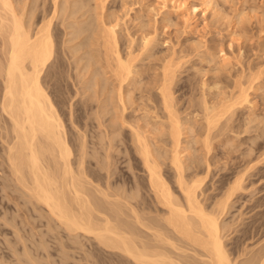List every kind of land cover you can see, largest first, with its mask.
<instances>
[{"label":"bare ground","instance_id":"1","mask_svg":"<svg viewBox=\"0 0 264 264\" xmlns=\"http://www.w3.org/2000/svg\"><path fill=\"white\" fill-rule=\"evenodd\" d=\"M63 1L65 4L59 5V0H50L49 7H45L43 4L45 0H0V130L7 131L9 134L5 158L11 174L33 202L30 201L33 204L43 205L46 219L53 220L55 225L68 231V234L78 233L76 237L73 234L74 238L89 234L88 236L91 235L100 245L118 250L120 254L129 258L132 264H264V242H262L264 239L261 240L262 244L260 242L254 250L247 249L248 251L245 250L246 248L241 247L240 249L238 246L241 245H236L229 250L227 242L224 241L227 237L225 232L231 229L232 220L237 219L238 216L231 218V223L226 218L225 221L224 217L229 209L234 207V203L238 202H241L236 205L239 208L238 210L236 208L239 216H242L245 210L253 212V215L251 214L252 219L241 228L240 236L236 235V237L242 242L246 239L264 237V195L249 198V203L244 206L243 212L240 211L242 209L240 207H243L246 199L239 201L247 186L264 181L262 180L264 179V150L258 145L254 146V137H245L247 133L245 131L250 126L248 128L247 124H242L247 127L242 126L244 129L240 131L237 127L238 131H234L235 128L230 123L237 106L250 104L248 89L253 87L250 81H248L249 86H245L242 80L240 82L239 76L233 82L235 83L233 88L237 87L236 91L229 87L231 90L220 91L211 99H207V94L201 91V98L199 97V102L196 101L199 103V107L196 108L199 109L190 110L192 124L188 125V121H184L181 115H178L173 91H171L175 68L171 67L170 63H164L157 79L158 102L161 104L159 107L162 108L163 114H156L157 105L153 107L148 102V104L143 103L144 107H139L143 110V115H141L145 116L146 120L141 118V115V117L138 116L139 114L133 116L136 109L132 107V103L131 107L135 109H132L133 115H127L125 110L129 106L127 102L133 101L129 95L133 90L125 91L124 87L130 84L133 88L136 86L137 82L133 78L136 77L138 70L135 68L134 61L138 57L136 55L142 52L134 53L133 40L132 44L128 40L126 47L128 49L124 56L118 50L115 28L122 20L121 15L113 14L115 17L105 21L101 17L103 13L100 10L99 13L102 14L97 16L96 26L88 20L81 25L69 22L68 26L72 28L69 32L72 34V39L80 38L84 32H88V35L83 36L86 41L80 42L79 48L76 47L77 51L82 47L85 49L86 46L90 48L93 46L97 53L89 56L92 58L91 64L94 62L95 65V62L103 61L104 64L100 67V71L102 74L109 73V76H99L100 71H95L97 73L94 72L91 83L87 84L88 78L87 83L84 82L85 85L80 83L81 87L87 90L100 87L101 79L105 83L99 89H106V85H111L104 92V95L107 91L111 92L109 96L103 98L97 107L95 106L94 117L97 121L95 129H98V136L96 135L98 140H93L92 135L87 139L84 133H79L76 135L77 155L73 156L72 144L66 135V129L64 130L63 120L55 107L56 103L46 91L45 85L55 84L51 80L57 73V66L60 65V61L57 62L59 53L55 46L57 36L53 19L59 14L61 24L65 27L66 18L84 16L91 7L85 9L88 5L87 0ZM95 1L96 6L94 5L93 9L96 10L98 4H101L103 8L104 0ZM209 1L203 0V3L209 4ZM161 2L165 6L167 3L172 5L177 0H161ZM181 4L177 2L176 5L180 7ZM183 6L182 4L181 7ZM38 8L40 11L35 13ZM194 8H191L194 11L193 14L196 11ZM32 25H35L33 29H31ZM152 37L149 35L142 38L140 43L142 51L149 50ZM81 75L83 77L82 73ZM253 79L251 80L254 82ZM145 100L152 101L150 95ZM250 106L251 104L248 107ZM73 115L69 110V116ZM245 116L243 117L246 118ZM154 117L160 120H154ZM248 117L250 118V115ZM140 118L144 124L140 122ZM150 118L153 120H148ZM253 118L248 121L246 119V122L251 120L250 123H253ZM130 119L132 121H129ZM198 121L199 125L197 123L195 125L199 128L197 136L201 138L202 145L200 144L201 147H199H203V156L190 155L195 159H192L194 157H190L192 160L188 158L191 163L186 165L185 160L187 162L188 159L184 158L182 148L187 150L188 147L184 145L182 147V140L187 138L186 133L191 137L189 132L194 131L195 135L196 128L192 125ZM121 127L129 129V132L127 131L129 138H127L131 146L126 145V149L130 153V159L134 162L132 165L143 171V174L138 175L135 172V177L127 174L129 180L125 186L120 183L121 186H119L118 181L116 182L117 177L114 176L117 163L121 158L117 152L120 146L119 141H122L120 139L117 141L115 135L118 136L117 131ZM226 130L229 133L224 132ZM155 132H158V135L154 137L157 140L151 136ZM231 132L234 133L235 139L237 138L235 150L238 151V154L232 158L238 160L233 161L232 166H228L231 176L220 173L217 181L221 185H218L217 192L206 193L209 187L208 185L206 187V178L208 177V181L213 178L217 167L215 163L222 158V154H225V152H219L218 149L213 151L217 144H213V140L223 136L224 140L217 141L226 143L234 138L230 135ZM242 133H245L244 136ZM160 136L163 137L160 138ZM195 137L193 136V142ZM189 139L185 141L186 146L192 141ZM248 140L251 142L249 143ZM156 141L161 142V145H157ZM244 144L246 146L242 147ZM223 145L224 148L225 145ZM226 155L230 157V160L232 159L229 152ZM212 165L216 167L213 168ZM166 172H169L171 178ZM213 188L214 186L212 190ZM258 189L260 191L261 186ZM234 198L236 200L232 203ZM41 205L40 209H42ZM51 227L54 225L52 224ZM28 249H26L27 252L26 250L23 252L28 254L29 251L30 254H34L30 252L31 248ZM34 255H31L32 258L28 257L30 262L32 259L35 260ZM24 260L27 261V259Z\"/></svg>","mask_w":264,"mask_h":264},{"label":"rangeland","instance_id":"2","mask_svg":"<svg viewBox=\"0 0 264 264\" xmlns=\"http://www.w3.org/2000/svg\"><path fill=\"white\" fill-rule=\"evenodd\" d=\"M45 1L46 2L43 3L44 6L49 7V5L51 4L50 0ZM68 1L70 2V0ZM87 2L88 5L85 6V9L91 7V11L89 10L84 16L66 18L64 21V24L66 25L65 27L63 24H61L59 14L53 19V25L56 26L55 35L57 36V39H55V42H57V44H55V46H57L56 51L57 53H59L57 62L60 61V65L57 66V73L51 80L55 84L47 83L45 85L46 91L56 103L55 107L59 111L60 117L63 120L62 123L65 127L64 130L66 129V135L68 136V139L72 144L70 145L72 148L71 150L73 151V156L77 155L78 139L76 138V135H79V133H84L87 139L90 137V135H92L94 137L93 140H98V129H95V124L97 121L94 117L96 113V107L103 98L109 96L111 92L107 91V93H105L106 95H104V92H106L107 87L110 88L111 85H106V89H99L102 87V84L105 83L101 79L100 87L97 86L88 90L81 87V84L85 85L84 82L87 83L86 80L88 78L90 79V81L88 79L87 84L91 83V81L93 80L92 77L94 75V72H99L100 67L104 64V62H95V65L94 62H92L91 64L90 61H92V58H89V56H94L97 53L93 46L91 48L90 46H86V48L88 47L87 49L85 48L86 50L82 47L83 51L82 49H79L77 51L80 42L86 41V38L83 36L88 35V32H84L81 36L82 38L80 37L77 39H72V34L69 33L70 31H72V28H70L68 24L69 22H73V24L75 25H81L84 21L87 22L88 20V22H92V24L95 25L97 24L96 18L98 14L100 16L102 13L103 14L101 17H103L105 21L111 20L114 16L113 14H117L118 16L121 15L122 20L120 19L121 22H119V25L115 29L117 32L116 40L118 41L117 48H119L118 50L121 51L119 52L123 54V56L124 53H127L126 49L128 48L126 47L128 46V42L130 41L131 43L132 40V50L134 49V53L137 54V51L142 52H140V55H136L138 57H136L134 61V65H136L135 68H137L138 70L136 77L133 78V80L137 82L136 86L133 88L132 84H130L124 87L125 91L131 89L133 90L131 94L128 93L133 101L130 103L127 102V104H129L128 108L125 110V112H127V115H133L132 109H136V112L133 116H136L137 114H139L138 116H140L141 114L143 115V110L141 108L142 106L144 107L143 103L148 104V102L153 107L157 105L155 108L156 114H163L162 108L159 107L161 106V104L160 102H158L159 94L157 90V79L159 78V74L161 72V66L164 63H170V66H174L173 68H175V70L173 69L175 72V76L173 77L174 82L172 81L173 84H171V91H173L172 94L174 95V103L178 115H181L180 117L184 121H188V125H190L189 123L192 124V113L190 114V110H194V108L199 107V103H197L196 101L199 102V97L201 98V91L207 94V99H211L212 97L217 96L220 91H228V89L231 90V88L229 87H232L233 90L235 84L233 82H235L234 80L240 76L239 80L240 82L243 81L245 86H249L248 81H250V84H252V86L254 87L248 89V98L251 106L248 107L250 104L237 106L234 109L235 114L232 116L233 119L231 120L232 122L230 121V123L231 126L233 125V128H235L234 131H240L241 129L243 130L245 127H247V125L248 128L250 126V128L245 131L247 132L246 134L242 133L243 136L245 134V137H254V146L258 145L262 147V150H264V119H262L264 118V0H210L209 4L203 3V0H177L178 3L180 2L184 5L183 7H181V4V8L176 5L177 2L172 4L176 5L174 7L170 3H167V5L163 6L161 0H104L102 3L103 8L100 6L101 4H98L96 10L93 9L96 6L95 0H87L86 3ZM61 4H65V2L63 0H59V5ZM192 7H195L194 10H196L194 14L192 13L194 12L191 9ZM38 10L40 11V9L38 8L37 10H35V13L36 11L38 12ZM100 10L102 11V13H99ZM95 13H97V15ZM86 16L87 19L84 20ZM93 16L95 19L93 18ZM80 20H82V22ZM34 26L35 25H32L31 29H33ZM65 32H67V34H65ZM149 35L153 36V40L149 44V48L147 46L149 50L147 49L148 51H142L140 48V43L142 42L141 40L143 37H148ZM60 52L62 54H60ZM60 58L62 61L60 60ZM76 64L78 65L76 66ZM219 65H221V67ZM80 72L83 74V77ZM90 72L92 73V76ZM103 75L109 76V73L107 72L106 74H102L100 71L99 76ZM248 77L250 78L248 79ZM251 79H253L254 82ZM215 82L216 84L214 85ZM238 82L236 83L238 84ZM211 83L215 86V88ZM232 83L233 86H231ZM236 88L237 87H235L234 91H236ZM94 90H96V92H94ZM147 90H149V92ZM111 95L113 96V94ZM149 95L152 101L145 100ZM131 103L132 107H135V109L131 107ZM107 107L109 108L110 106ZM188 107L189 109H187ZM68 109L70 110V112H72V114H74L73 116H69ZM128 112H131L132 114ZM248 115H250V118L248 117ZM251 115L255 117L253 118ZM243 116H245L246 118H244ZM247 117L248 119L253 118V123H250V120L248 124L246 122ZM141 118H145L144 120H146L145 116H142ZM153 119L160 120V118L155 117ZM153 119L150 118L148 120ZM243 119L246 123H243ZM189 120L191 122H189ZM129 121H132V119H130ZM199 121L193 123L192 125V127L196 128V130H194L195 135L196 137H198V139L195 137L193 133L194 131H188L191 137H189L188 133H186L187 138L189 137L190 139H188L192 141L186 146L187 142L185 141H188V139H183L182 137V142L185 143L181 144L182 147L184 145V147L189 148H187L188 151L182 148L183 156L185 155L184 158L186 159L194 157L190 156L193 154L195 155V157L203 156V147L200 148L201 138L200 136H197L199 131L197 125H199ZM259 121H261V124L259 123L260 126L258 124ZM140 122H143L142 124H144V121H142V119L140 120ZM196 123L197 125H195ZM242 124L247 125H244V127ZM257 124L258 126H255ZM125 126L126 125H124V127ZM242 126L244 128H242ZM254 126L257 128L254 129ZM237 127L240 129L237 130ZM78 130L80 132H78ZM127 131L129 132L128 127H121L117 131L118 136H120L118 137L117 134L115 135V139L117 141H119V139L122 140L119 141L120 143L118 142L120 146L118 147L119 151L117 152L119 153V157L121 158L117 163L114 174V176L117 177L116 182L118 181L119 186H125L127 180H129L127 174H132V177H135L136 173L137 175L143 174V171L141 169H136L132 165L134 164V162L130 159V153L126 149V145L131 146L128 139L129 133ZM227 131L228 130L224 132ZM157 133L158 132H155L156 135L152 134L151 136L154 138L158 135ZM231 133L230 135L234 137L232 139L236 140L237 138L235 139L234 133ZM8 135L9 134L7 133V131L5 132L3 130H0V264H25L27 261L28 262L26 264H29L30 258L28 257H31V255L33 256L34 254L36 255H34L35 260L32 259L33 262L38 260L36 261V263L34 262L35 264H132L130 259L125 257L123 254H120L118 250L110 249L105 247L104 245H100L91 235H82L80 233L82 236L79 235L77 236L78 238H74V236L76 237V234L78 233L68 234V231L64 230L60 226L55 225V222H53V220L49 221L48 218L46 219L45 207H43V205L39 203L33 204L32 199L27 197V194L24 192L25 190L15 180L13 174H11L12 172L5 158L6 142L9 138ZM151 136L149 135V137ZM193 136L195 137L194 142ZM162 137L163 136H160V138ZM222 137L223 136H221V138L217 137L218 139L215 138L213 140V144L217 143L215 144L216 148L214 146L213 151L218 149L219 152H225V154H222L223 156H225L227 152H229L230 155H232L231 158L234 155H237L238 151L235 150V143L237 144V140L232 142L233 140L230 139V141L222 143L221 141L224 140V137ZM219 139L221 141H217ZM154 140L157 139L154 138ZM195 141L199 143H196ZM248 141L249 143L251 142V140ZM156 142L158 144H155L161 145V142ZM229 142L230 144L234 145H230ZM222 144L225 145L223 146L227 150L222 147ZM227 145L231 147L229 151V147ZM245 146L246 145L244 144V146L242 147ZM194 152H196L197 154ZM187 153L189 156L187 155ZM198 154L200 156H198ZM223 156L215 163L217 167L212 165L213 168L216 167L214 170L216 173L214 175L215 178L213 176V180L211 179L209 181L208 177L206 178V187L209 186L206 193L217 192L216 189L218 185H221V183L217 181L220 173H225L227 176H231V170H228V168L232 166V163L236 162L238 159L232 158L233 160L231 159V161L229 156L226 155L229 160H227L226 156V159ZM195 157L192 159H195ZM187 162L185 160L186 165L191 163L189 159L187 160ZM168 171L171 172V170L169 169ZM166 174L171 178V176H169V172H166ZM132 177L131 179H133ZM257 183L258 182H256L255 184L253 183L255 186L253 184H250L243 191V194L241 195L239 201H243L246 199V202H244L245 204L243 205V207H240V209L242 208L240 211L243 212L245 210L244 206L249 203V198L264 195V190H262L264 189V181L260 182L259 184ZM212 185L214 186L213 190ZM260 186L262 191H259L258 189ZM235 200L236 198L232 199L231 202L234 203ZM240 203L241 202H238L237 204L234 203V207H231L229 209V212L226 215L227 217H224V220L226 218V220L230 222L231 218L233 219L234 217L238 216L237 219L234 218L235 220H232L234 223L232 221V223L230 222L232 224V227L230 230H228V232H225V234H227V237L224 238V241L225 243L227 242L226 244H228V249L234 248V246L236 245H241L238 246L240 247V249L246 248V251H248L247 249L254 250L257 246H259L261 240L264 239V237L260 239H246L247 242H245L246 240L242 242L241 240H239V238H237L242 232L241 228L244 227L246 223L252 219L253 215V212L245 210V213H242L243 215L239 216V211H237L239 208H237L238 206L236 205ZM40 205L42 206V209L39 208ZM52 224L54 225V227H51ZM73 234L75 235L73 236ZM20 236L22 237V239H20ZM262 242H264V240H262ZM44 245L47 247H45ZM22 246H24V248L25 246L29 249L31 248L30 252L32 251V253L34 252V254H30L29 251L27 254V248L24 249ZM33 247H35L36 249ZM43 247H45L46 249ZM24 250H26V252H23ZM35 250L38 252H36ZM24 259H27V261ZM22 260L25 261V263ZM32 260L30 264H33Z\"/></svg>","mask_w":264,"mask_h":264}]
</instances>
